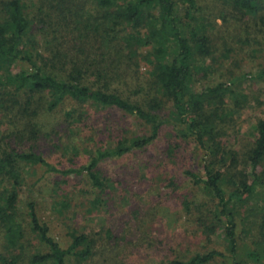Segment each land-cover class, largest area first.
<instances>
[{
    "label": "trees",
    "instance_id": "1",
    "mask_svg": "<svg viewBox=\"0 0 264 264\" xmlns=\"http://www.w3.org/2000/svg\"><path fill=\"white\" fill-rule=\"evenodd\" d=\"M223 1L243 14L257 16L264 12V0ZM29 4L37 8L35 19L27 11ZM196 9L197 0H93L91 3L85 0H0V185L3 187H0V227L7 241V254L0 255V264H22L24 257L28 264L85 263L94 255V238L76 228H70L69 245L63 247L51 235L48 223L42 221L37 204L31 201L27 203L24 218L26 215L28 229L40 249L25 256L24 241L30 237L25 235L19 204L26 165L40 164L66 177L85 176L94 189L103 190L108 184L99 165L109 158L149 146L167 125L173 126L177 136L192 139L203 153L204 174L194 171L186 174L211 196L212 204L202 209L198 217L202 232L216 234L220 231L228 249V253L218 249L199 252L168 264H242L244 261L264 264V252L244 242L243 230L239 232L243 223L234 209L237 203L248 204L264 189V117L256 124V139L243 169L239 168L237 151L221 139L226 126L234 119L228 106L229 94H234L230 91L231 85L247 78L263 80L264 68L256 74L245 73L218 85L196 88L193 81L195 57L212 54L210 37L194 18ZM66 17L72 18L79 29L80 41L93 40L95 60L97 51L103 49L100 53L103 61L74 60L61 49L53 50L49 56L29 49L31 43L26 40L36 22H49L52 26ZM127 44L150 49L151 90L143 99H132L114 85L115 82L126 83V76L120 74L122 67L118 61H107L114 51L122 58ZM92 76L96 78L91 80ZM137 91L140 87L133 92ZM91 108L95 112L117 110L140 121L149 130L141 135H122L109 146H98L90 152L88 162L80 167L59 168L42 154L10 146L13 139L24 143L54 135L56 138L58 127L47 122H51V114L59 110L64 113V121L60 122L67 127L79 122H88L89 126L94 114ZM60 141L58 139L56 144ZM61 145L62 148L68 145L63 149L66 152H78L75 143L63 141ZM102 201L96 195L90 200L89 211L99 208ZM53 204L69 207L67 202ZM259 228L260 236L264 237V211ZM108 231L112 234L111 229ZM111 234L109 236L113 237Z\"/></svg>",
    "mask_w": 264,
    "mask_h": 264
},
{
    "label": "rangeland",
    "instance_id": "2",
    "mask_svg": "<svg viewBox=\"0 0 264 264\" xmlns=\"http://www.w3.org/2000/svg\"><path fill=\"white\" fill-rule=\"evenodd\" d=\"M85 1L91 3L93 0ZM32 5L29 4L27 11L35 19L37 8ZM193 15L210 37L212 49L209 57L200 54L195 57L193 81L196 88L201 90L218 85L245 73L256 74L264 68V12L254 16L239 12L223 0H197ZM61 21L52 26L49 22H36L26 40L31 43L29 49L32 52L38 50L45 56L61 49L74 60L93 61L96 51L93 40H79L80 32L72 18ZM101 50L97 51L94 61H103ZM149 52L148 47L127 44L122 58L116 51L112 56L104 57L107 61H118L126 83L115 82L114 85L132 99H143L151 90L152 57ZM95 78L90 77L91 80ZM139 87L140 91L134 93ZM230 91L234 94H229L228 106L234 119L226 126L221 139L237 151L239 168L243 169L244 160L256 139V124L264 117V79L236 81ZM90 112L94 114L89 126L88 122H79L67 127L60 122L64 121V113L59 110V113H52L51 122H47L58 127L56 138L54 135L24 143L13 139L10 146L42 154L59 168L80 167L88 162L90 152L98 146H109L122 135H141L149 130L148 126L117 110L95 112L91 108ZM172 129V125L165 126L160 137L145 148L103 161L99 168L108 184L103 190L94 189L85 176L66 177L48 171L40 164L26 165L25 179L20 187L21 218H24L27 203L34 201L42 221L48 223L51 235L63 247L69 245L67 233L70 228L94 238V255L90 260L69 264H168L176 258L188 259L213 249L228 253L220 231L216 234L202 232L198 217L202 209L212 204L211 196L186 174L187 171L204 174L203 153L192 139L181 138ZM58 139L61 140L59 145L56 144ZM63 141L77 144L78 152L63 150L68 145L73 146L68 144L62 148ZM96 195L103 199L102 204L89 211L90 200ZM54 202H67L69 207L54 206ZM263 205L264 189H260L248 204L237 203L234 209L243 223L239 232L243 230L244 242L264 252V237L260 236L259 228ZM22 221L26 227L25 235L30 237L24 241V254L28 256L40 247L28 229L26 215ZM6 243L4 229L0 227V255L7 254ZM21 261L28 264L27 257ZM242 264L259 263L244 261Z\"/></svg>",
    "mask_w": 264,
    "mask_h": 264
}]
</instances>
